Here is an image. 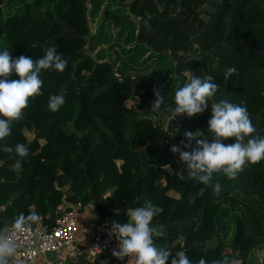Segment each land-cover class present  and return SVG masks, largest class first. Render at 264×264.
Wrapping results in <instances>:
<instances>
[{
    "label": "trees",
    "instance_id": "1",
    "mask_svg": "<svg viewBox=\"0 0 264 264\" xmlns=\"http://www.w3.org/2000/svg\"><path fill=\"white\" fill-rule=\"evenodd\" d=\"M11 5L0 0V51H10L13 60L21 55L37 60L55 47L67 67L62 73L42 70V94L29 98L22 119L1 142V147L25 144L28 156L17 170L16 158L0 151V230L20 213L35 211L41 220L32 227L49 231L71 211L62 210L63 203L84 208L93 189L95 211L112 222L126 223L128 210L144 206L146 198L162 208L152 224L166 229L154 239L173 256L183 250L191 261L227 258L230 264L241 260L248 246L264 248L254 246L244 213L234 209L248 199L237 198L232 184H222L216 174L210 186L192 178L170 151L181 146L184 132L164 136L162 128L180 119L191 132L211 138L210 107L192 118L172 115L175 92L187 84V75L211 76L218 94L247 108L264 138V0H132L128 5L23 0L15 10ZM87 18L97 28L84 35L77 29ZM247 33L252 43L244 39ZM106 59L110 64L103 63ZM229 67L237 71L226 78ZM132 87L137 102L130 98ZM156 89L164 102L152 111ZM60 94L65 104L52 112L50 97ZM261 166L254 182L264 179V160ZM218 182L220 195L212 189L211 202L202 206L201 193ZM245 208L253 235L262 238L253 229L255 212ZM248 264H264V254L261 262L251 255Z\"/></svg>",
    "mask_w": 264,
    "mask_h": 264
},
{
    "label": "clouds",
    "instance_id": "2",
    "mask_svg": "<svg viewBox=\"0 0 264 264\" xmlns=\"http://www.w3.org/2000/svg\"><path fill=\"white\" fill-rule=\"evenodd\" d=\"M141 19L137 17V21ZM66 67L67 61L57 53L55 47L46 48L43 57L37 60L24 55L13 60L10 51H0V142L11 135L13 122L22 119L29 98L42 94V70L53 69L62 73ZM236 71L235 67L227 68L225 77L232 76ZM12 76L16 78L10 79ZM217 92L218 85L212 82L211 76L201 79L190 75L189 82L175 92V107L172 110L175 119L179 116L192 118L211 108V119L208 121L211 139H196L203 134L199 131H185L181 146L173 145L170 149L187 165L190 176L205 186L212 184L214 174L233 180L246 166L256 165L264 160V138L254 135L256 129L247 108L223 99L214 102L213 97ZM154 95L152 111L160 109L164 102L160 89L154 90ZM64 104L63 94L52 95L48 107L52 112H58ZM232 138L235 143L222 142ZM193 140L195 147L191 143ZM0 151L16 158L14 167L17 170L21 169L22 161L28 156V148L23 143H16L14 146L3 144ZM213 191L219 196L221 185L216 183ZM162 212V208L146 198L144 206L128 210L126 223L113 222L110 235L119 244V249L112 252L113 257L121 261L128 258L131 264H168L170 256L171 264H208L204 258L191 261L183 250L173 256L170 250L157 246L154 238L161 237L164 233L152 221ZM40 220V215L35 211L29 212L27 216L20 213L13 221L11 233L8 229L0 230V264H11L12 258L17 254L15 237L39 224ZM212 264L229 262L225 258L214 260ZM230 264L241 262L234 259Z\"/></svg>",
    "mask_w": 264,
    "mask_h": 264
},
{
    "label": "built area",
    "instance_id": "3",
    "mask_svg": "<svg viewBox=\"0 0 264 264\" xmlns=\"http://www.w3.org/2000/svg\"><path fill=\"white\" fill-rule=\"evenodd\" d=\"M73 209L58 217L49 231H43L41 227L37 226L16 236V258L23 263L32 264L35 259L43 255L73 249L77 232L76 211L81 209L80 204L73 205ZM112 223L108 217L100 218L96 223L87 252L91 261L101 259L107 264H119L127 260L125 258L124 261H121L112 255L114 250L119 249L117 240L110 235ZM7 229L11 233L12 225Z\"/></svg>",
    "mask_w": 264,
    "mask_h": 264
},
{
    "label": "crops",
    "instance_id": "4",
    "mask_svg": "<svg viewBox=\"0 0 264 264\" xmlns=\"http://www.w3.org/2000/svg\"><path fill=\"white\" fill-rule=\"evenodd\" d=\"M92 204L93 203L76 211L77 232L73 249L65 250L60 253L43 255L35 259L32 264H107L101 259L91 261L87 256L91 236L94 232L96 223L100 219ZM66 208L74 210L73 205L63 203L61 209L64 210ZM13 258L17 261L16 264H23L16 256ZM119 264H131V261L127 258L125 262Z\"/></svg>",
    "mask_w": 264,
    "mask_h": 264
},
{
    "label": "flooded vegetation",
    "instance_id": "5",
    "mask_svg": "<svg viewBox=\"0 0 264 264\" xmlns=\"http://www.w3.org/2000/svg\"><path fill=\"white\" fill-rule=\"evenodd\" d=\"M189 77H190V75L189 76L187 75V83L189 82ZM223 96H227L228 99H229L228 95H226V94H218V93H216L213 98L214 99L216 98L217 99L216 102H219V100L223 99ZM229 102H230V99H229ZM188 121H186V122H188ZM179 123L181 125H183L184 128L187 129V131L191 132L190 131V126L188 125V123H185V122L183 123V122H181V120L179 121ZM255 129H256V127H255ZM182 132H185V130L182 129V131L178 132L177 134H173V135H178V134H180ZM254 135L259 137L257 131H255ZM164 136H168V135H166L165 132H164ZM200 137H201V139H207L204 136H200ZM196 139H198V138H196ZM210 139L211 138H209L208 140H210ZM232 140H233V143H235L234 138H232ZM191 143H192L193 147H195V140H193ZM261 165H262V160L260 162H258V167L254 171H252V172H250V173H248L247 175L244 176L246 181H247V183H248V187L256 188L257 186H263V190H264V179L262 181L254 182V177L259 173V169L262 168ZM177 176L180 178L178 173H177ZM216 176H218L220 178L219 182H221L222 184H225L226 182H229L230 185L232 184L233 189L237 192V198L246 197L248 199V202H244L243 201L242 204H240V203H239V205L235 204L234 205V209H236V210L241 209L242 212L244 213L242 215V218L245 221L248 222L247 226H248V229H249V235H250V231L252 232V230H251L252 228L250 227V224H249L250 221H249V218H248L249 214L247 215L248 212L246 211L245 207H247L248 210L254 211L255 212V216L257 218V222H256V225H254L253 229L254 230L256 229V231L259 234L263 235V237L260 238V239H264V197L260 198L258 195L243 196L242 193H241V190L239 188V184L235 181V179L229 180L225 176L220 175V174H216ZM212 189H213V187H207L205 189V191L201 193V196L199 197V202H200V204H202V206H204V204H206L208 202L209 203L211 202V200H209V198H211ZM259 214H261V215H259ZM252 234H253V232H252ZM250 238H251V236H250ZM253 251H254V254H259L260 253L261 256L259 258V261L261 262L263 254H264V248H261V249H258V250L253 249Z\"/></svg>",
    "mask_w": 264,
    "mask_h": 264
},
{
    "label": "rangeland",
    "instance_id": "6",
    "mask_svg": "<svg viewBox=\"0 0 264 264\" xmlns=\"http://www.w3.org/2000/svg\"><path fill=\"white\" fill-rule=\"evenodd\" d=\"M8 1L10 3H12L11 6H12L13 10H15L19 5H21L23 3V0H8ZM130 1H132V0H115V3H117V4L121 3L122 5H128L130 3ZM100 19H101V16L98 17V21ZM96 28H97V22L90 21L87 18V20H85L84 24H81V26L77 29V31L85 35L87 32L93 33ZM112 31L115 33L116 29L113 28ZM243 37H244V39L247 42H251L252 43L254 41L253 37L250 34H248V33L245 34ZM112 38H113V36H112ZM103 46L106 47V45H103ZM103 63L104 64H110V61L108 59H106V60H103ZM114 69L115 68L113 66L110 68V71L112 72V75H113V70ZM137 96H138V93H137L136 97ZM216 100H217L216 98L215 99L213 98L214 102H216ZM261 103L264 104V98L261 99ZM179 121L180 120H174V121L171 120V121L165 122L163 124V127H162L163 131L165 132V134L172 136L173 134H177L178 132L182 131V129L187 131V129L184 128V126L181 125L179 123ZM251 255H253V260L254 261H258L260 256H261L260 253L259 254H254L253 247L252 246H248V247H246L244 249V251L241 252V256H240L241 257V260H240L241 264H248V259L250 258ZM16 262L17 261L14 258H12L11 264H16ZM23 264H27V263H23Z\"/></svg>",
    "mask_w": 264,
    "mask_h": 264
},
{
    "label": "water",
    "instance_id": "7",
    "mask_svg": "<svg viewBox=\"0 0 264 264\" xmlns=\"http://www.w3.org/2000/svg\"><path fill=\"white\" fill-rule=\"evenodd\" d=\"M116 70H113V76L117 78L118 80L121 79L120 76L115 75ZM137 91L135 90L134 87L131 88V96L130 98L134 101L137 102ZM223 100L229 102V99L227 96H223ZM198 139H201V137H197ZM247 139V138H246ZM235 141V139H234ZM0 147H1V142H0ZM258 167V163L256 165H248L245 169H243L242 172H240L237 177L235 178V181L239 184V188L241 190V193L243 196H251V195H258L260 198L264 197V190L263 186H257L256 188L248 187V183L245 179V175L248 173L254 171ZM90 199L91 203H94L97 200V196L94 192L93 189L90 190ZM166 227H163L162 230L164 231ZM250 236L251 240L253 241L254 246L264 244V239H256L252 232L250 231Z\"/></svg>",
    "mask_w": 264,
    "mask_h": 264
}]
</instances>
